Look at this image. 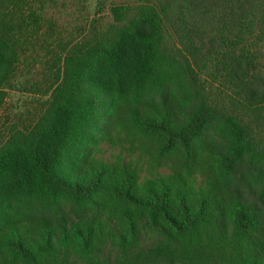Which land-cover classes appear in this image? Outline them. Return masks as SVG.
I'll return each mask as SVG.
<instances>
[{
	"label": "trees",
	"instance_id": "1",
	"mask_svg": "<svg viewBox=\"0 0 264 264\" xmlns=\"http://www.w3.org/2000/svg\"><path fill=\"white\" fill-rule=\"evenodd\" d=\"M12 95L0 264H264V0H0Z\"/></svg>",
	"mask_w": 264,
	"mask_h": 264
},
{
	"label": "rangeland",
	"instance_id": "2",
	"mask_svg": "<svg viewBox=\"0 0 264 264\" xmlns=\"http://www.w3.org/2000/svg\"><path fill=\"white\" fill-rule=\"evenodd\" d=\"M40 109L37 99L12 95V99L8 100L0 114V134L10 128L11 126H8L10 124L18 125L17 127L22 129L26 126L29 127L40 113Z\"/></svg>",
	"mask_w": 264,
	"mask_h": 264
}]
</instances>
